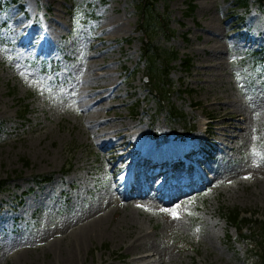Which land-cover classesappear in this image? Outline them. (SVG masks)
<instances>
[{
    "label": "rangeland",
    "instance_id": "obj_1",
    "mask_svg": "<svg viewBox=\"0 0 264 264\" xmlns=\"http://www.w3.org/2000/svg\"><path fill=\"white\" fill-rule=\"evenodd\" d=\"M137 1L0 0V181H8L0 193V264H57L73 249L67 236L72 224L90 215L105 216L110 233L92 238L76 264L249 262L247 243L237 239L219 208L264 219V72L255 66L264 60V14L252 0L246 11L235 8V0H195L190 16L186 0L156 5L159 11L168 5L176 36L170 42L158 37L155 44L191 59L189 70L176 63L171 72V101L185 118L173 121L157 115L148 101L136 38ZM250 36L257 39L252 46ZM93 60L113 63L122 96L119 105L112 100V109L96 113L85 106L81 85ZM232 98L252 122L243 140L215 136L220 151L209 148L199 157L210 155L209 166L218 176L195 162L180 174L184 186L168 190L181 200L160 195L163 200L154 203L141 153L128 159L139 181L137 201L122 204L111 187L112 166L94 146L96 135L86 123L96 115L99 122L123 119L141 129L140 142L151 148L163 140L170 143L160 150L207 149L194 140L200 131L224 134L219 129L228 126V118L240 115L222 110ZM20 102L28 105L29 122L17 118ZM193 126L196 131L188 134ZM138 233L145 236L141 245L134 243ZM139 252L155 254L154 259L134 262Z\"/></svg>",
    "mask_w": 264,
    "mask_h": 264
},
{
    "label": "bare ground",
    "instance_id": "obj_2",
    "mask_svg": "<svg viewBox=\"0 0 264 264\" xmlns=\"http://www.w3.org/2000/svg\"><path fill=\"white\" fill-rule=\"evenodd\" d=\"M101 28L103 31L104 26H102ZM121 28V25L114 26L112 32L117 33L121 30ZM207 35L213 36V33L208 31ZM249 35L250 34H248V36ZM248 43L252 46L257 43V39H254V37L250 36ZM112 65L113 63L111 61L107 64H98L96 60H93L91 65H89V68L91 69L87 72V74L81 81L83 92L86 97L85 106L92 109L94 113L101 110L112 109L110 106V101L112 100H117L118 105L120 104L122 96L119 94V84L112 76V72L110 70ZM100 71H103V73L99 74L98 72ZM100 80L105 81L100 84ZM229 108H232V110H234V113H239L240 115L238 117H229L226 122L228 126L221 125L222 129L219 130L224 132V134H215L211 130L205 132L202 131L195 139V143L199 144L200 146L209 145L207 149L204 148L205 151H207L209 148L210 150L220 151L221 144L216 140L221 139V137H225V135H227L226 133H228L226 137H228L229 139L243 140L246 137L250 128V124L252 122L251 118H248L246 116L242 104L236 98H232V101H229L228 103H225L224 106H222L223 111ZM212 124L218 125V123L213 122ZM85 125L87 129H89V127L92 128V135H96L94 146L101 150V153L99 154L103 158H106L108 166H112V170L110 171V181L114 194L117 197L121 198V202L125 206L135 203L137 201V198L135 197L136 187L139 181L136 176L134 164H129L128 159L138 156L142 151H145V153H152V148L148 146V142H140V139L143 137V132L136 124L128 123L123 119H119L116 122H113L111 120L99 122V118L97 115L94 116L92 120H90L89 125L88 123H86ZM260 126L264 127V125L261 124ZM226 128L231 129V131L227 130ZM233 132L237 133L232 136ZM148 135L150 137V133ZM215 136L216 140H214ZM116 149L122 150L119 157H115L112 154V152ZM128 149H133V151L131 153L129 151L125 152ZM168 152L171 153V150H168ZM106 154L108 157L104 156ZM210 157V155H207L206 158L198 159L197 165H199L205 172H208L215 177L218 175L217 173H214L209 166ZM153 158L158 160V157L156 156H154ZM176 172L177 171H172L170 175H166V178L163 179L162 177L164 176V174L159 175L158 169L154 170L150 175L148 174L149 183L154 186L151 191L153 193L152 199L154 203H157L159 201L161 202L163 200L161 199V197L164 196L168 198L167 200L171 201L181 200L180 194L170 195L168 193V190L170 188L184 186L182 183L178 182V180L182 178L181 175L183 174ZM160 178L162 180H160ZM176 182L178 183L176 184ZM191 184L193 183L188 182L189 186ZM141 187L142 186H140V189ZM160 195L162 196L160 197ZM106 233H110V229L109 227H107V218L105 216L90 215L74 222L70 227L67 235L68 237H70L73 243V249L72 251L69 249V252L65 256H60L64 259H62L61 261L56 260L57 264H76L77 260L81 256L82 250L91 241V239L94 237L103 238ZM144 239L145 236L141 237L140 233H138L137 238L134 240V243L141 245ZM50 249L53 250L52 248ZM154 256L155 254L139 252L134 258V262L149 263L154 259Z\"/></svg>",
    "mask_w": 264,
    "mask_h": 264
},
{
    "label": "trees",
    "instance_id": "obj_3",
    "mask_svg": "<svg viewBox=\"0 0 264 264\" xmlns=\"http://www.w3.org/2000/svg\"><path fill=\"white\" fill-rule=\"evenodd\" d=\"M161 0H138L135 3V11L137 14V31L140 33V62L144 65L145 74L148 76V94L155 100L157 112L165 113L172 120L181 119L177 109L170 100V89L172 84L169 80L172 64L180 60L177 52L173 50L163 49L155 46V39L163 37L166 41H170L175 36V31L170 26L169 9L165 4L163 12L157 8V4ZM250 0H235L234 6L239 9H247ZM195 0H186V15H192L195 10ZM256 7L264 13V0H253ZM263 64V63H262ZM182 66L188 70L191 66L190 59L182 60ZM264 66V64H263ZM27 106H22L18 117L26 121ZM28 166L27 163H25ZM6 181H0V192L4 190ZM222 216L227 223L235 227L238 231L239 238L245 240L249 244H254L250 249V253L255 257L251 264H264V223H261L262 231L261 240L255 241V233L248 237L242 230L249 226L251 219L243 218L241 211L238 209H220ZM251 220V221H250Z\"/></svg>",
    "mask_w": 264,
    "mask_h": 264
}]
</instances>
